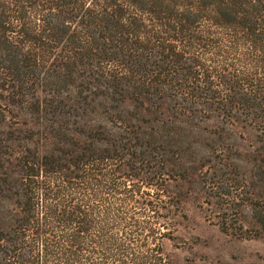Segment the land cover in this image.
<instances>
[{
  "label": "trees",
  "instance_id": "1",
  "mask_svg": "<svg viewBox=\"0 0 264 264\" xmlns=\"http://www.w3.org/2000/svg\"><path fill=\"white\" fill-rule=\"evenodd\" d=\"M239 130L264 149V0H0V264H169L185 185L263 228Z\"/></svg>",
  "mask_w": 264,
  "mask_h": 264
},
{
  "label": "rangeland",
  "instance_id": "2",
  "mask_svg": "<svg viewBox=\"0 0 264 264\" xmlns=\"http://www.w3.org/2000/svg\"><path fill=\"white\" fill-rule=\"evenodd\" d=\"M14 112L6 114L7 123L13 125L28 119ZM207 127L208 130L203 131L201 136L200 132H196L195 136L185 137L201 141L203 146L198 145L201 156L210 153L209 147L220 141L218 134L213 132L216 128L214 124L209 122ZM221 136L228 138L226 144L239 147L240 150L233 148V151L241 152L245 158L264 151L252 132L239 130ZM196 145L191 151L197 148ZM181 190V209H171L170 237L164 241L169 264H264V227L254 225L249 209H243L240 221L233 224L238 229L226 232L220 226L219 217L203 204L202 193L189 190L187 185ZM214 211L217 213L219 210L214 208Z\"/></svg>",
  "mask_w": 264,
  "mask_h": 264
}]
</instances>
